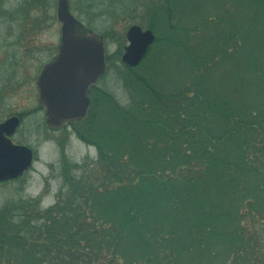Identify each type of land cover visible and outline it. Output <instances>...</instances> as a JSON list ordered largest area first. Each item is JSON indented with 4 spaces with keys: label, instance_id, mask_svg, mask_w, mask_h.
<instances>
[{
    "label": "trees",
    "instance_id": "obj_1",
    "mask_svg": "<svg viewBox=\"0 0 264 264\" xmlns=\"http://www.w3.org/2000/svg\"><path fill=\"white\" fill-rule=\"evenodd\" d=\"M146 26L127 102L70 123L96 156L0 206V264H264V0H152Z\"/></svg>",
    "mask_w": 264,
    "mask_h": 264
},
{
    "label": "rangeland",
    "instance_id": "obj_2",
    "mask_svg": "<svg viewBox=\"0 0 264 264\" xmlns=\"http://www.w3.org/2000/svg\"><path fill=\"white\" fill-rule=\"evenodd\" d=\"M22 1L5 0L4 7H2L3 9L12 11L17 3L19 2L20 4ZM151 2L152 0H110L108 5L100 7V11L94 8L83 14L81 13L84 9L83 1L69 0L71 11L93 30L101 33L104 38L105 55L109 56V61L106 62L103 76L97 82V89L111 92L122 104H125L128 98L127 91L124 88L118 72L124 69L121 60V54L126 45L124 35L127 27L131 24L136 23L140 24L143 28L147 27L148 7ZM56 5L57 0H49V4L42 9L43 13L50 15V19L46 21L48 24H44L43 27L41 26L40 30H35V42L50 47H53L57 43L60 25L56 21ZM32 9L33 14L37 16L39 13L38 4L34 3ZM10 24L9 21L3 20L2 17L0 18V40L4 37L1 33ZM112 31L117 32L123 42L114 37ZM120 46L121 52L118 57L115 53ZM40 53L39 60L35 61L32 69L34 75L37 74L40 64L49 54L48 50H43ZM25 60H27L26 57H24V62L26 63L27 61ZM33 85L28 84L26 87H32L33 96L31 97L34 101V106L37 108V92ZM21 93L24 92H16L10 97L8 104L20 103L23 98V96L21 98ZM41 122H44V116L41 111H37L34 117L31 118L30 123H33L35 129H37ZM63 129V131L50 132L47 139L43 135L35 134L33 138L35 158L31 168L22 178L0 181V206L11 201L15 202L19 199H28L31 197L40 198V205L43 208L53 204L56 194L61 186H63L60 171L62 168L61 159L66 157L68 161L80 163L86 158L92 159L96 156V147L93 144L83 141L77 135L71 124Z\"/></svg>",
    "mask_w": 264,
    "mask_h": 264
},
{
    "label": "water",
    "instance_id": "obj_3",
    "mask_svg": "<svg viewBox=\"0 0 264 264\" xmlns=\"http://www.w3.org/2000/svg\"><path fill=\"white\" fill-rule=\"evenodd\" d=\"M56 15L61 22L60 45L37 78L39 102L47 124L54 128L85 117L89 106L88 88L96 83L106 67L102 35L71 13L68 0H57ZM125 36L127 44L121 60L128 66H135L154 42L155 34L150 28L132 24ZM10 122L0 124V134ZM12 124L14 127L15 123ZM32 157L30 149L16 146L3 136L0 142V180L19 176L30 166Z\"/></svg>",
    "mask_w": 264,
    "mask_h": 264
},
{
    "label": "flooded vegetation",
    "instance_id": "obj_4",
    "mask_svg": "<svg viewBox=\"0 0 264 264\" xmlns=\"http://www.w3.org/2000/svg\"><path fill=\"white\" fill-rule=\"evenodd\" d=\"M4 2L5 0H0V18L2 17L3 20L9 21L11 23L9 26L11 27L8 26L1 33L4 37L0 40V124L8 120H11V122L1 132L0 142H2V137L4 136L12 144L30 149L34 160L35 147L33 138L35 134L43 135L47 139L50 132L63 131L64 127L73 122L63 123L57 128L49 126L38 97L37 78L43 65L51 60L58 51L61 40V22L56 15V21L60 25L57 43L53 47L42 45L35 42V30H40L41 26L48 24L46 21L50 19V15L43 13L42 9L49 4V0H23L20 4L18 2L12 11L3 9ZM34 3L38 4L39 13L37 16L33 14L32 7ZM43 50H48L49 54L40 64L37 74L34 75L32 73L34 63L39 60L40 52ZM24 57L27 59L25 60L27 61L26 63L24 62ZM28 84H34L33 86L36 88L37 108L34 106V101L31 97L33 96L32 87H26ZM96 88L97 82L88 88L87 95L90 100L91 94L95 93ZM21 91L24 92L20 94L21 98L23 96L21 102H18L19 104H8L10 97ZM37 111L42 112L44 122H41L35 129L33 123L31 124L30 122ZM12 123H15L14 127ZM30 168L31 165L19 176L12 179L22 178Z\"/></svg>",
    "mask_w": 264,
    "mask_h": 264
}]
</instances>
